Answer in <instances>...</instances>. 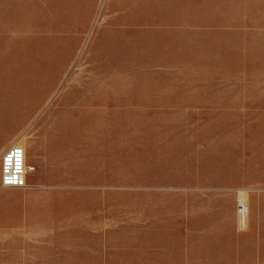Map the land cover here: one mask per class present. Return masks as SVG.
<instances>
[{
    "label": "rangeland",
    "instance_id": "obj_1",
    "mask_svg": "<svg viewBox=\"0 0 264 264\" xmlns=\"http://www.w3.org/2000/svg\"><path fill=\"white\" fill-rule=\"evenodd\" d=\"M152 1L0 0V136L34 167L0 187V264H264V0ZM219 83L257 103L112 101Z\"/></svg>",
    "mask_w": 264,
    "mask_h": 264
},
{
    "label": "crops",
    "instance_id": "obj_2",
    "mask_svg": "<svg viewBox=\"0 0 264 264\" xmlns=\"http://www.w3.org/2000/svg\"><path fill=\"white\" fill-rule=\"evenodd\" d=\"M206 1V0H203ZM210 1V0H207ZM159 3V0H153L152 2L149 3ZM119 3H122L123 5H130L134 4L135 0H119ZM148 2L146 1L145 4ZM125 14V13H124ZM123 14V20L129 19L127 16ZM131 19H134L132 17ZM211 48V47H210ZM143 83H148L145 82V80L140 79ZM156 84L161 85L163 88H171V87H176L179 88L178 84L176 83H160L157 82ZM164 84L170 85L165 86ZM216 84V83H212ZM219 84H225V85H235V87H225L224 89H221V92H225V98H206L202 97L200 99H187V100H170L171 98H165V102H160V101H155L156 99L160 98L161 96H154L152 98H146L147 100H141V99H136L135 97H130V98H124V99H113V105L117 108L123 109V108H133L135 106H172L171 110L175 111H181L180 115L183 116H188V115H197V116H204V115H210L209 114H204L203 112H195L193 111H242V110H247L249 107H253L257 103V100H247L243 99L242 94L243 92L246 93L248 92V89H243L242 87H236V86H241L240 83H219ZM159 86V87H161ZM187 88L188 95L194 94L195 91L198 92H211L210 94H213L212 92H216L215 90L219 91L218 88ZM217 93V92H216ZM232 94H238V96H232ZM170 100V101H169ZM153 101V102H150ZM130 104V105H129ZM152 104V105H151ZM146 109V108H144ZM87 110V109H86ZM192 111V113H189ZM92 113V111H91ZM141 112L136 113L137 116H144L143 114H140ZM236 115H243V113H235ZM135 114H128V117L133 116ZM5 146V147H4ZM8 146V142L3 145L2 141V136H0V154L1 152ZM26 154V153H25ZM5 213H8V211L3 210V200H2V191L0 189V220L3 219V215ZM162 264H170V263H165L163 262ZM182 264H195V258L194 255L191 257V253L189 252V249L186 252V259L185 262Z\"/></svg>",
    "mask_w": 264,
    "mask_h": 264
},
{
    "label": "built area",
    "instance_id": "obj_3",
    "mask_svg": "<svg viewBox=\"0 0 264 264\" xmlns=\"http://www.w3.org/2000/svg\"><path fill=\"white\" fill-rule=\"evenodd\" d=\"M33 170V165L26 162L25 149L21 144L11 143L1 152L0 186L24 188L27 186V175ZM245 211L246 207L243 208Z\"/></svg>",
    "mask_w": 264,
    "mask_h": 264
},
{
    "label": "bare ground",
    "instance_id": "obj_4",
    "mask_svg": "<svg viewBox=\"0 0 264 264\" xmlns=\"http://www.w3.org/2000/svg\"><path fill=\"white\" fill-rule=\"evenodd\" d=\"M0 187H6V188H7L8 186H0ZM26 187H27V186H26ZM11 188H15V187H11ZM24 188H25V187H24ZM246 211H247V208H246ZM240 213H241V214H245V213L243 212V208H240Z\"/></svg>",
    "mask_w": 264,
    "mask_h": 264
}]
</instances>
